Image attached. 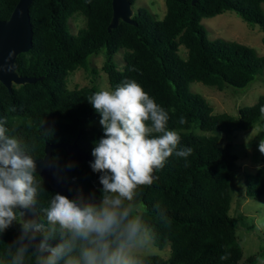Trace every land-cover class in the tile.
Here are the masks:
<instances>
[{"label": "trees", "instance_id": "1", "mask_svg": "<svg viewBox=\"0 0 264 264\" xmlns=\"http://www.w3.org/2000/svg\"><path fill=\"white\" fill-rule=\"evenodd\" d=\"M112 0H33L30 9L32 49L16 60L20 76L35 83L13 87L12 94L0 84V123L5 136L16 138L25 153L41 158L48 144L76 141L91 155L94 141L103 135L100 116L88 102L99 91L95 87L67 88L66 77L78 68L88 69L89 58L104 52L102 71L110 89L134 79L169 114L167 127L180 136V147L192 154H173L155 170L153 182L137 188L132 201H125L133 217H139L158 249L170 246V257H142V264H255L257 256L243 259L236 244L235 218L231 209V181L242 180L246 199L264 196V167L255 174L239 173L231 140L236 133H248L264 115V96L236 116L214 114L212 106L190 89L201 83L221 91L244 89L264 70V56L254 49L217 38L210 40L205 18L233 12L248 26L263 32L264 0H163L165 14L157 19L147 8H138L135 26L120 22L107 31ZM134 5L135 0H129ZM18 0H0V20H6ZM85 18V28L73 35L69 19ZM185 50V58L179 49ZM123 52V67L115 62ZM92 73L96 74L92 70ZM183 119V123H181ZM198 131L199 133H197ZM222 136L228 140L220 146ZM51 162L56 175L67 185L65 194L81 207L99 205L103 199L99 173L88 162H74L62 149H55ZM38 187L33 208L39 214L36 224L44 226L17 240L14 223L0 236V264H12L19 247L27 246L24 264H36L39 244L52 226L47 208L57 194L36 174ZM241 216H238L239 218ZM60 242L58 226L48 241Z\"/></svg>", "mask_w": 264, "mask_h": 264}, {"label": "clouds", "instance_id": "2", "mask_svg": "<svg viewBox=\"0 0 264 264\" xmlns=\"http://www.w3.org/2000/svg\"><path fill=\"white\" fill-rule=\"evenodd\" d=\"M88 102L99 114L103 131L94 141V160L89 162L100 174L103 199L99 205L81 207L57 193L46 210L52 229L39 244L49 255H38L36 264H142L136 252L146 229L125 201L133 200L139 186L152 184L153 170L162 168L167 158L175 154L187 164L193 149L178 148L180 136L168 129V112L134 79L97 91ZM5 131L0 123V236L17 219V208L35 203L38 191L36 162ZM258 148L264 153V140ZM57 226L60 242L52 247L48 241ZM33 228L41 232L44 226L23 223L24 233ZM26 252L27 246L19 247L12 264H24Z\"/></svg>", "mask_w": 264, "mask_h": 264}, {"label": "rangeland", "instance_id": "3", "mask_svg": "<svg viewBox=\"0 0 264 264\" xmlns=\"http://www.w3.org/2000/svg\"><path fill=\"white\" fill-rule=\"evenodd\" d=\"M145 7L157 19H162L166 8L163 0H135L133 11ZM207 31L210 40L217 38L230 43H238L254 49L259 55L264 56V46L262 44L263 32L258 26H248L233 12H226L212 18H205L201 22ZM85 18L75 14L69 19V31L75 35L85 28ZM179 54L185 58V50L180 47ZM104 52L89 58L88 69L78 68L66 77L67 88L95 87L97 90L110 89L107 76L102 71L104 64ZM115 62L119 69H122L123 52L115 56ZM92 70L96 74L92 73ZM190 89L201 95L213 108L214 114L226 113L236 116L238 110L253 106L264 96V70L262 75L244 89L224 88L219 91L214 87H208L201 83H193ZM199 133L198 131H196ZM236 138L231 140L233 153L237 157L236 164L239 173L255 174L258 169L264 167V153L259 151L258 145L264 140V115L260 121L248 133H236ZM228 143L223 136L220 146ZM245 189L242 180L234 176L231 181V209L229 215L235 218L236 244L243 253V259L249 256H257L255 264L264 261V196L257 200L246 199ZM238 216H241L237 218ZM14 232L17 240L26 238L27 233L23 232V224L19 220L14 223ZM137 255L159 256L163 259L170 257V246L167 244L163 249H158L152 244L149 234L145 231L144 243L137 252Z\"/></svg>", "mask_w": 264, "mask_h": 264}, {"label": "water", "instance_id": "4", "mask_svg": "<svg viewBox=\"0 0 264 264\" xmlns=\"http://www.w3.org/2000/svg\"><path fill=\"white\" fill-rule=\"evenodd\" d=\"M198 0H192L195 5ZM33 0H18L10 16L6 20H0V84L12 94L13 87H20L26 84L35 83L36 80L20 76L17 72L16 60L20 54L27 53L32 49V25L30 23L29 9ZM112 15L107 31L111 32L120 22L135 26L133 19V5L129 0H112ZM55 149H62L68 158L74 162H90L94 160L92 155L82 151L76 141L72 144L58 143L46 144L44 154L41 158H33L36 162L35 174L42 182L56 193L65 195L69 189L55 173L51 162L52 153ZM26 154V153H25ZM152 172V176L155 173ZM19 220L23 223L32 221L38 222L39 214L34 210L33 205L28 208H17ZM34 235V228L30 231Z\"/></svg>", "mask_w": 264, "mask_h": 264}]
</instances>
